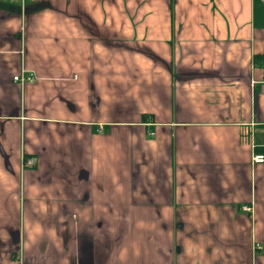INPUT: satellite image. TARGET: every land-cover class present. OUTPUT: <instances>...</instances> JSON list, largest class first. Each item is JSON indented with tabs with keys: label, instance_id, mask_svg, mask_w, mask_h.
<instances>
[{
	"label": "crops",
	"instance_id": "obj_1",
	"mask_svg": "<svg viewBox=\"0 0 264 264\" xmlns=\"http://www.w3.org/2000/svg\"><path fill=\"white\" fill-rule=\"evenodd\" d=\"M255 154L262 0H0V264H264Z\"/></svg>",
	"mask_w": 264,
	"mask_h": 264
},
{
	"label": "built area",
	"instance_id": "obj_2",
	"mask_svg": "<svg viewBox=\"0 0 264 264\" xmlns=\"http://www.w3.org/2000/svg\"><path fill=\"white\" fill-rule=\"evenodd\" d=\"M264 2V0H262ZM14 80H19L20 82H24V81H31L34 79V75L32 72H26V71H22L19 75H15L13 76ZM253 162H263L264 161V155L262 154H255L252 157ZM35 164V158L34 157H24L21 160V168H27V167H32ZM244 210H250L251 206L249 205H244L243 206ZM256 246H258V244H255Z\"/></svg>",
	"mask_w": 264,
	"mask_h": 264
}]
</instances>
